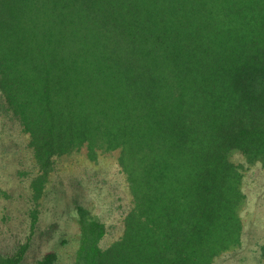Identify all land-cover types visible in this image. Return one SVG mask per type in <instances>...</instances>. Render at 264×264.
Listing matches in <instances>:
<instances>
[{"label": "trees", "instance_id": "trees-1", "mask_svg": "<svg viewBox=\"0 0 264 264\" xmlns=\"http://www.w3.org/2000/svg\"><path fill=\"white\" fill-rule=\"evenodd\" d=\"M0 117L38 169L29 237L0 264L25 259L58 159L77 154H117L132 201L102 247L106 223L70 200L74 264H211L243 234L231 153L264 168V0H0Z\"/></svg>", "mask_w": 264, "mask_h": 264}, {"label": "rangeland", "instance_id": "rangeland-1", "mask_svg": "<svg viewBox=\"0 0 264 264\" xmlns=\"http://www.w3.org/2000/svg\"><path fill=\"white\" fill-rule=\"evenodd\" d=\"M9 118L0 117V254L12 255L30 234V183L38 173L28 147V135ZM117 154L101 156L97 163L84 155L58 159L50 176L44 208L35 240L21 264H36L48 252L56 256L54 264H74L79 247L80 224L77 209L70 200L91 209L106 223L107 234L101 240L108 247L123 231V215L131 207L132 196L125 175L117 163ZM230 160L240 167L244 200L239 209L243 234L240 243L221 253L211 264H264V168L251 164L239 151ZM42 203V199H41ZM42 206V204H41ZM54 224V232L42 241V231Z\"/></svg>", "mask_w": 264, "mask_h": 264}]
</instances>
